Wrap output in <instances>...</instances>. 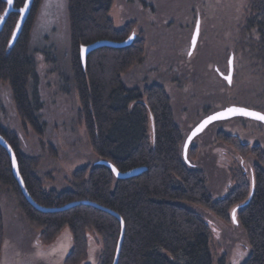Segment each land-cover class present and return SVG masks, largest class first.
Masks as SVG:
<instances>
[{"label":"trees","instance_id":"trees-1","mask_svg":"<svg viewBox=\"0 0 264 264\" xmlns=\"http://www.w3.org/2000/svg\"><path fill=\"white\" fill-rule=\"evenodd\" d=\"M24 1L14 0V7H21ZM247 1L251 14L245 30L256 29L258 52L264 59V0ZM111 2L67 0L66 10L70 77L78 101L76 122L83 126L98 160L73 172L70 189L46 190L35 171L36 159L24 153L18 136L0 124V134L16 155L28 193L38 205L47 208L87 200L119 214L124 235L117 264H212L210 226L186 204L200 206L224 223L231 222L229 214L233 211L247 247L240 264H264V152L260 147L252 150L257 164L250 165L249 171L230 169L231 188L225 196L214 198L201 169L183 159V136L164 87L154 83L127 89L123 85L121 74L141 61L145 39L135 31L133 23L122 28L114 26L108 15ZM40 3L41 0L33 1L11 47L8 43L19 14L11 12L0 31V82L9 85L22 128L37 135L44 133L39 116L42 102L36 92H28V85L34 76L30 34ZM5 6V0H0V14ZM131 32L136 34L131 44L100 47L87 55L82 66L81 45L99 39L122 41ZM242 147L235 146L238 150ZM189 153L192 155V148ZM99 160L111 162L120 171L145 169L136 176L118 179ZM0 187L11 193L26 220L40 229L41 242L51 243L65 227L68 229L71 247L64 264H82L88 258L89 233L97 236L100 245L95 264H112L120 232L118 219L90 204L52 212L37 210L22 195L1 145ZM3 235L0 210V252Z\"/></svg>","mask_w":264,"mask_h":264},{"label":"rangeland","instance_id":"rangeland-1","mask_svg":"<svg viewBox=\"0 0 264 264\" xmlns=\"http://www.w3.org/2000/svg\"><path fill=\"white\" fill-rule=\"evenodd\" d=\"M66 10L67 0H41L30 34L34 76L28 92H36L42 102L43 135L22 128L9 85L0 82V124L18 136L24 153L36 159L35 171L44 189L56 191L70 189L73 172L98 160L83 126L76 122L78 101L70 77ZM250 14L247 0H112L108 15L114 26L133 23L145 39L141 61L123 72L121 81L127 89L154 83L164 87L183 136L182 146L193 126L212 112L232 105H250L264 112V59L258 52L256 29L245 30ZM230 54L234 71L228 82L214 67L226 73ZM240 141L259 143L264 152V125L237 116L216 120L190 143L187 159L201 169L214 198L225 196L232 186L229 170L238 163L231 155ZM248 159L247 167L255 161L250 155ZM186 205L210 226L212 264H240L247 247L233 211L231 222L224 223L200 206ZM0 210L4 228L0 264H64L71 247L66 227L51 243L41 242L40 229L26 220L11 193L1 187ZM88 240V258L82 264H95L99 240L93 233Z\"/></svg>","mask_w":264,"mask_h":264},{"label":"water","instance_id":"water-1","mask_svg":"<svg viewBox=\"0 0 264 264\" xmlns=\"http://www.w3.org/2000/svg\"><path fill=\"white\" fill-rule=\"evenodd\" d=\"M33 1L34 0H25L21 7L15 8L14 7V0H12L11 4L8 3V0H5L6 6H5L3 12L0 14V31L2 30L7 18H8L9 14L11 12H17L19 14V17L17 19V22L15 24V27L13 29V32L11 34V37H10V40H9V43H8L9 47H11L15 43V41H16V39H17V37H18L22 27H23V24H24L25 20L28 17V14H29V12L31 10V7H32V4H33ZM21 10H23V11H21ZM135 36H136L135 32H131L128 35V37L125 38L122 41H112V40L99 39V40H96V41L91 42L89 44L81 45L80 49H79V55H80V60H81L82 66H85L86 57H87V55L90 52H92V51H94V50H96V49H98L100 47H112V48L125 47V46L131 44V42L133 41ZM196 37H197V30H195V33H194V35L192 37V45H191V49L190 50H192L194 45H195ZM231 72H232V56L229 58V74L227 76V81L228 82L230 81ZM229 108H243V109H246L249 112L259 113V114L264 115V113L261 112V111L253 110V109H249V108L241 107V106H234V105L225 107L223 109H220L218 111H215V112H212V113L206 115L198 123H196L193 126V128L189 131V133L187 134V136H186V138L184 140V144H183V158H184L186 163H189V160L187 159V150H188V147H189L192 139L199 132H201L208 124H210L211 122L216 121V120L227 119V118L234 117V116H245V117H249V118H253V119L259 120V121L264 123V120L257 119L254 116L243 115V114H240V113H230V112L227 111ZM217 113L222 114L220 118L215 119V120H213V121H211L209 123H206V124L204 123V121L209 116H213V115H215ZM201 125H203V127H201ZM0 145L6 150L8 156H9V160H10V164H11V171H12V174H13L14 178L18 182V185L20 187L22 195L37 210L43 211V212H52V211L64 210V209H67L69 207H72V206L78 205V204H90L92 206H95L97 208H100L102 210H105V211L111 213L112 215H114L118 219L119 224H120V232H119V236H118V240H117V246H116L114 258H113V261H112V264H117L118 257H119V252H120V248H121V243H122L123 235H124V222H123L122 218L119 216V214H117L114 211L109 210V209H107L105 207H102V206H100V205H98V204H96L94 202H90V201H87V200L74 201V202L67 203V204H65L63 206H60V207H52V208H47V207H43V206L38 205L31 198L30 194L28 193V191H27V189L25 187L24 181H23V179H22V177H21V175L19 173L18 162H17L16 155H15L12 147L10 146V144L7 142V140L1 134H0ZM99 163L107 165L112 170L114 176L116 178H118V179H125V178L136 176V175H138L139 173H141L145 169L144 167H137V168H133V169H130V170H127V171H120L111 162H109L107 160H99ZM113 168H115L116 171H113ZM251 193H252V190H251L249 196L251 195Z\"/></svg>","mask_w":264,"mask_h":264},{"label":"flooded vegetation","instance_id":"flooded-vegetation-1","mask_svg":"<svg viewBox=\"0 0 264 264\" xmlns=\"http://www.w3.org/2000/svg\"><path fill=\"white\" fill-rule=\"evenodd\" d=\"M196 25V24H195ZM195 25H194V28H195ZM232 56V72H231V77H232V74H233V71H234V64H233V55L230 54L229 57H228V60H227V63H228V66H227V72L226 73H223L220 71V69H218L217 66H215V71L217 74H219L222 78L226 79L227 80V76L229 74V58ZM241 107H246V108H249V109H253V110H258L256 107H253V106H246V105H239ZM258 111H261V110H258ZM262 112V111H261ZM264 113V112H263ZM238 118H241V119H249L251 121H257L259 122L260 124H263V122L259 121V120H256V119H253V118H249V117H245V116H237ZM240 144L243 146L241 148V150H238L236 149V154L235 155H231L232 158L234 159V162L235 163H238V165H236L235 167H239L240 169H242L244 172L246 171H249V167H247L245 165V162L247 163V161L249 160V155L253 158L254 155L252 153V150L256 147H259V143H251L250 141H240ZM229 155H226L225 153L223 154V157L225 159H227ZM253 164H257L256 161L252 162L251 165ZM251 167V166H250ZM232 169V167H230ZM230 171V170H229ZM244 203V202H243Z\"/></svg>","mask_w":264,"mask_h":264},{"label":"snow or ice","instance_id":"snow-or-ice-1","mask_svg":"<svg viewBox=\"0 0 264 264\" xmlns=\"http://www.w3.org/2000/svg\"><path fill=\"white\" fill-rule=\"evenodd\" d=\"M8 3L11 4V3H12V0H8ZM21 11H23V10H21ZM227 111L230 112V113H240V114H243V115L254 116V117H256L257 119L264 120V115L259 114V113L249 112V111H247L246 109H243V108H229ZM221 115H222V114L217 113V114H215V115H213V116H209V117L204 121V123L206 124V123H209V122H211V121H213V120H215V119H218V118L221 117ZM201 127H203V125H201ZM113 171H116V169L113 168ZM117 174H118V173H117Z\"/></svg>","mask_w":264,"mask_h":264}]
</instances>
